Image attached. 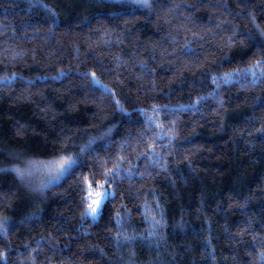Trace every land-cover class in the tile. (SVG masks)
I'll return each mask as SVG.
<instances>
[{
  "label": "trees",
  "instance_id": "16d2710c",
  "mask_svg": "<svg viewBox=\"0 0 264 264\" xmlns=\"http://www.w3.org/2000/svg\"><path fill=\"white\" fill-rule=\"evenodd\" d=\"M257 60L264 0H0V264H264Z\"/></svg>",
  "mask_w": 264,
  "mask_h": 264
},
{
  "label": "snow or ice",
  "instance_id": "6c2138e0",
  "mask_svg": "<svg viewBox=\"0 0 264 264\" xmlns=\"http://www.w3.org/2000/svg\"><path fill=\"white\" fill-rule=\"evenodd\" d=\"M252 68L259 70L264 74V68L261 67V60H257L255 64L252 65ZM247 73L255 76V72H252L251 69L246 70ZM231 75V74H229ZM215 82V81H214ZM79 161L77 158L71 156L61 155L59 158L48 160V161H39V160H28L26 161V167L12 169L20 179L27 177H33L37 174L46 173L50 177L48 183H52L54 180H59L64 175L72 172L78 165ZM118 169H110L108 174H112ZM95 175V174H93ZM82 183H85V192L86 196L84 199L88 203V209L86 211L87 215L95 217L98 215V209L101 207L103 202L111 196V192L104 188L102 184L97 183L96 187L93 188V181L90 179H83ZM107 183V181H105ZM46 185H40L37 189L38 191H43Z\"/></svg>",
  "mask_w": 264,
  "mask_h": 264
},
{
  "label": "rangeland",
  "instance_id": "374dc122",
  "mask_svg": "<svg viewBox=\"0 0 264 264\" xmlns=\"http://www.w3.org/2000/svg\"><path fill=\"white\" fill-rule=\"evenodd\" d=\"M101 207H102V205H101ZM101 207L98 209V215H96L94 218H97V217L99 216V213H100ZM89 216H91V215H89ZM91 217H93V216H91Z\"/></svg>",
  "mask_w": 264,
  "mask_h": 264
}]
</instances>
